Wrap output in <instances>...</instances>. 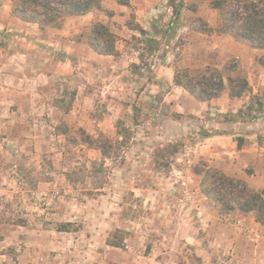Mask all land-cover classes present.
<instances>
[{"label": "rangeland", "instance_id": "obj_1", "mask_svg": "<svg viewBox=\"0 0 264 264\" xmlns=\"http://www.w3.org/2000/svg\"><path fill=\"white\" fill-rule=\"evenodd\" d=\"M182 3L184 0H167L166 4ZM186 4L195 14L190 24L206 29L208 23L196 16L197 3ZM14 6L15 0H0L3 48L8 46L6 34L26 33L17 31L19 21L27 22L15 16ZM161 14L150 21V37L136 30L141 16L131 3L127 7L116 0H102L101 8L63 19L57 29L72 21L73 40L87 44L92 51L97 52L94 45L107 46L105 38L94 33L104 32L100 25L117 37L116 45L124 46L123 56L118 58V52L115 56L117 63L108 59L97 65L96 73L87 67L96 74V78L88 75L89 86L96 89L95 100H74L72 90L63 98L41 99L31 90L30 81H26V99L14 100L11 91L0 89V264H264V228L254 215L223 214L206 193L211 188L208 175L224 171L203 159L201 144L208 131L202 134L201 123H192L190 106L181 108L175 100H162L164 91L153 87V100L141 99L138 90L127 91L133 84L128 71L135 72L142 64L153 71L155 59L149 53L165 41L164 27L171 20ZM220 22L218 11L217 26ZM123 24L137 35L125 29L124 35L130 37H118ZM176 49L179 56L181 51ZM168 52L174 55V50ZM211 57L201 53L190 69L192 76L217 70L226 78L229 62L238 64L232 59L217 68V59L211 61ZM25 66L30 77L31 62ZM115 67L121 73V84L111 76L99 78L101 72ZM11 74L0 84L11 87ZM118 89L127 100L114 94ZM255 95H243L247 102L236 114L212 113L221 122H254L245 132L235 131L233 140L240 146L246 141L252 146L258 138L246 136L262 131L255 122L264 117V91ZM237 128L233 125L232 131ZM83 131L106 148L108 158L82 141ZM233 178L242 180L250 190L261 191L264 165L261 161L248 164L242 177Z\"/></svg>", "mask_w": 264, "mask_h": 264}, {"label": "crops", "instance_id": "obj_2", "mask_svg": "<svg viewBox=\"0 0 264 264\" xmlns=\"http://www.w3.org/2000/svg\"><path fill=\"white\" fill-rule=\"evenodd\" d=\"M135 1L130 0V3L137 7V13L141 16V18H138L137 23L146 32L148 30L153 31L150 21H152L153 17L157 18L156 15L159 12L163 13L160 16L161 18L166 20L171 17V20L164 27L163 35L165 41H161L160 47L154 50L153 53H149V56L155 59V64L153 65L152 63L153 71L146 64H142L135 72L128 71L132 76L133 84L127 91L138 90L141 99L153 100L150 95V93L156 92V90L150 91V87H153L158 91H164L162 93V100H175L177 106L181 108L189 105L191 115L194 118L191 119L192 123L196 126H198V121L201 123L204 130L201 127L199 131L202 130V134L204 131H208L207 133L205 132L206 137L201 144V151L205 153L203 159L211 163V166L221 168L228 176L242 177L246 166L248 164L252 165L254 162L261 161L263 166L264 139L261 137L262 135L264 136L262 134L264 133V117H258L255 122L257 125H261L262 131L255 133L254 136L253 133L246 136L250 139L257 137L258 140L252 146L246 141L245 144L238 147L237 142L233 140V137L236 136L235 131H243L247 127H251L254 122L251 123V121L246 119H241L242 121L227 120L221 122L215 119L214 114H212L213 111H217L218 113H228V111L235 114L238 113L247 102V100H243V96L232 98L229 88L225 83L224 89L218 97L209 101H200L183 87L176 85L174 80L178 69H191L199 61L200 54L205 52L212 54L211 61L214 58L217 59V63H214V66L217 68L235 59L249 82L252 89L250 94L255 95L264 91V66L258 62V58L264 55V50L254 48L248 41L238 40L230 35L206 34L194 28L190 24L189 19L195 14L190 13L191 11L186 1L197 3L196 8L198 11L196 16L207 22L209 27L215 28L218 22V11L211 7L210 0H202L203 2H200V0H184V3L178 6L167 5V0H138L137 2L139 3ZM173 7L179 9L180 14L178 19L173 15ZM206 9H208V12L205 13ZM93 16L91 14L90 17ZM19 23V30L17 31H26V33L18 34L12 32L11 34H6L8 36V46L6 48L0 46V83L4 79L6 83L8 74L10 73H12L11 76L14 78V83L8 84L12 85L11 87L0 84V89L11 91L14 94V100L26 99L28 97V94H26V81H30L31 90H35L36 97H42L41 99L46 97L47 100H55V95L56 98H63L66 92L72 90L75 91L74 100H95L97 95L96 89L89 86L88 75L96 78V70H99L97 65L104 64L108 59H112L110 62L114 61L117 63L119 59H115L116 55L99 54L92 51L87 44L74 41L72 38L74 34L72 33L75 32L69 29L72 21L62 29L51 27L42 29L38 24L22 23L20 21ZM125 29L127 33H131L134 36L137 35L123 24L122 30L117 33V36L124 39L130 37L124 35ZM144 37H150L148 32ZM181 40L183 43L178 45ZM123 48L124 46L121 48L118 42L116 45V51L119 53L117 55L118 58L123 56ZM176 48H179V52L181 51L179 56L175 52ZM169 49L174 50V55L168 52ZM41 59H44V63L39 64ZM28 61L31 62L33 71L31 74L29 73L30 77L27 76L28 71L25 66V63ZM134 61L137 63V60ZM87 67L95 70V73L92 75V72H89ZM112 67L114 68V66ZM120 74L118 68L115 67L114 70H108L106 73L101 72L99 78L111 76L110 78L114 82H120L119 84H121ZM169 84L172 88H169ZM20 89H23V92H20ZM114 94L118 95V97L122 95L123 98H119L120 100L128 99L127 97L124 98L120 89ZM59 111V109H56L57 113ZM194 116L201 117V119L199 120ZM81 125H85V123H81ZM233 125L239 128L232 131ZM259 138L261 142L263 139L262 143L259 142ZM249 146L251 147L250 149ZM259 153L261 154L259 155Z\"/></svg>", "mask_w": 264, "mask_h": 264}, {"label": "trees", "instance_id": "obj_3", "mask_svg": "<svg viewBox=\"0 0 264 264\" xmlns=\"http://www.w3.org/2000/svg\"><path fill=\"white\" fill-rule=\"evenodd\" d=\"M101 2L102 0H15L13 10L15 16L24 22L38 24L42 29L59 28L66 16L85 15L95 8H101ZM116 2L122 6H130V0H116ZM211 7L220 12L221 22L215 28L207 25L206 29H199L201 32L206 34L231 33L236 39L248 41L252 47L264 50V0H213ZM173 9V15L178 19L179 9L176 7ZM100 27L104 29V32L100 33L95 30L94 33L98 37L105 38L107 46L104 48L94 45V47L99 54L116 55L117 37L111 34L104 25ZM136 30L141 35L147 34L140 26ZM146 42L148 43V40ZM258 62L264 66V55L258 58ZM225 70L229 73L226 78L218 75L217 70L195 76H192L193 71L190 69L178 70L174 81L176 85L183 87L200 101H209L218 97L225 83L232 98H240L252 92L238 64L229 62ZM257 97L255 95V98ZM257 103L259 106L262 105L261 100H257ZM82 134L84 143L98 148L104 157H109L106 148L98 145L92 135L85 131ZM238 147L241 146L238 144ZM208 176L211 188L206 193L217 201L221 207V213L239 211L242 214L254 215L256 222L264 228V189L250 190L242 180L229 177L219 171Z\"/></svg>", "mask_w": 264, "mask_h": 264}, {"label": "built area", "instance_id": "obj_4", "mask_svg": "<svg viewBox=\"0 0 264 264\" xmlns=\"http://www.w3.org/2000/svg\"><path fill=\"white\" fill-rule=\"evenodd\" d=\"M176 50L179 51V48H177Z\"/></svg>", "mask_w": 264, "mask_h": 264}]
</instances>
